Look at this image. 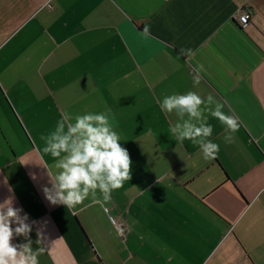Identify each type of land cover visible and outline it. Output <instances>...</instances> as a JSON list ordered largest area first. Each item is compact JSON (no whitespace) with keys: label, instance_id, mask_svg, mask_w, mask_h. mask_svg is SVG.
I'll return each mask as SVG.
<instances>
[{"label":"crops","instance_id":"crops-1","mask_svg":"<svg viewBox=\"0 0 264 264\" xmlns=\"http://www.w3.org/2000/svg\"><path fill=\"white\" fill-rule=\"evenodd\" d=\"M189 91L238 118L225 143L205 113L214 159L175 141L178 118L160 110L164 96ZM106 107L130 180L106 202L97 193L103 206L91 196L73 210L50 204L43 166L56 169L40 159L41 137L65 112ZM8 197L36 222L33 251L43 232L39 264H264V0H0V202Z\"/></svg>","mask_w":264,"mask_h":264},{"label":"clouds","instance_id":"clouds-1","mask_svg":"<svg viewBox=\"0 0 264 264\" xmlns=\"http://www.w3.org/2000/svg\"><path fill=\"white\" fill-rule=\"evenodd\" d=\"M147 31V29H145ZM189 57L192 51L186 50ZM193 85L200 83L202 65H196ZM159 107L165 114H175L178 122L170 128L175 141L181 144L187 140L198 146L205 160L216 158L219 145L212 142L213 127L207 123V116L217 119L225 128V143L233 142V134L239 128L238 118L225 114L224 105L209 94L202 98L196 92L172 94L162 98ZM115 115L110 108L102 112L85 113L70 117L67 112L57 121L54 131L41 137L44 145L40 159L51 156L56 169L47 164L49 186L42 188L45 199L52 205H63L69 210L82 205L90 196L94 203L110 199L114 190L123 187L131 178L129 153L122 147ZM97 193L103 196V202L96 199ZM22 209L13 206L12 197L0 202V264H39L38 256L43 254L41 238L43 232L37 228L35 241L40 245L33 251L30 233L35 221H29L28 215H21ZM14 237H23L26 242L13 244Z\"/></svg>","mask_w":264,"mask_h":264},{"label":"built area","instance_id":"built-area-1","mask_svg":"<svg viewBox=\"0 0 264 264\" xmlns=\"http://www.w3.org/2000/svg\"><path fill=\"white\" fill-rule=\"evenodd\" d=\"M237 18H238L239 23L242 26L246 25L248 23V21H249V18H250V10H248V9L242 10L238 14ZM104 209L106 211H108V207L105 206ZM109 218L115 224L117 230L121 233L123 231V226H124L123 222L121 220L117 219L116 217H114L111 214L109 215Z\"/></svg>","mask_w":264,"mask_h":264}]
</instances>
